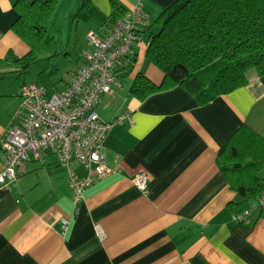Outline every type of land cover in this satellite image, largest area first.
<instances>
[{"label": "crops", "instance_id": "crops-1", "mask_svg": "<svg viewBox=\"0 0 264 264\" xmlns=\"http://www.w3.org/2000/svg\"><path fill=\"white\" fill-rule=\"evenodd\" d=\"M15 1L0 0V140L15 121L24 85L8 80L22 72L6 57L27 52L11 31ZM175 1L119 3L126 13L140 4L152 22ZM80 4L61 0L51 20H63L59 36L68 26V43L55 50L65 59L72 56L63 68L67 72L79 66L87 32L103 33L111 26L108 0H91L85 11ZM73 36L80 37L77 45H70ZM140 37L132 71L95 107L102 121L132 120L112 127L105 138L112 174L88 187L75 207L67 173L55 158L29 159L22 176L0 185V264H264V210L253 209L245 223H234L229 204L239 199L216 163L219 149L241 125L264 137V75L249 70L244 87L203 105L180 87L138 101L129 92L137 73L155 85L162 80L145 58L146 33ZM1 157L0 149V173ZM142 171L148 176L146 194L132 183ZM75 173L85 174L77 167ZM61 220L68 222L64 234Z\"/></svg>", "mask_w": 264, "mask_h": 264}, {"label": "trees", "instance_id": "trees-1", "mask_svg": "<svg viewBox=\"0 0 264 264\" xmlns=\"http://www.w3.org/2000/svg\"><path fill=\"white\" fill-rule=\"evenodd\" d=\"M60 1H15L16 19L11 31L27 52L6 58L22 73L41 61L52 42L47 28ZM108 2V21L112 25L126 11L119 0ZM90 5L91 0H81L80 11ZM143 33L147 35L145 58L162 73V80L155 85L137 73L129 92L138 101L180 87L203 105L244 87L249 70L264 75V0H176L139 34ZM134 63V52L120 61L116 71L120 82ZM216 163L239 199L229 207L239 213L264 189V180L258 177L264 163V137L241 125L219 149Z\"/></svg>", "mask_w": 264, "mask_h": 264}, {"label": "built area", "instance_id": "built-area-1", "mask_svg": "<svg viewBox=\"0 0 264 264\" xmlns=\"http://www.w3.org/2000/svg\"><path fill=\"white\" fill-rule=\"evenodd\" d=\"M150 16L140 4H135L126 15L106 32L88 31L86 48L79 53V66L68 72L51 89L35 83L22 85L20 103L12 122L0 140L2 166L0 185L13 183L26 172L29 159L52 155L67 173V181L75 207L84 191L95 181L112 174L103 153L109 130L124 121L132 125L128 116L102 121L95 107L99 99L119 88L116 74L120 61L130 55L139 41L140 29L149 27ZM75 167L84 170L78 177ZM132 183L143 194L148 191V176L137 173ZM264 210V189L239 213L232 215L234 223H245L251 211ZM64 234L68 222L61 220Z\"/></svg>", "mask_w": 264, "mask_h": 264}, {"label": "rangeland", "instance_id": "rangeland-1", "mask_svg": "<svg viewBox=\"0 0 264 264\" xmlns=\"http://www.w3.org/2000/svg\"><path fill=\"white\" fill-rule=\"evenodd\" d=\"M62 19H57V22L51 21L48 28L47 33L50 37H53V41L48 46V48L44 51V53L41 56V61L38 64H35L30 67V69L27 72L17 74L15 73L13 76L8 77V80L13 79L18 83L21 84H27V83H35L38 84L44 88L51 89L54 87V85H57L59 83V79L61 76H63L66 72L64 71V65L67 67L70 66V63H72V56L67 57L65 59L64 53H56L55 50H61L65 47L66 43H68L67 34H68V26L65 24L61 31V35L59 36V26H63L61 23ZM73 28V29H72ZM69 27L70 30H72V35L75 34L74 27ZM83 34V33H80ZM80 37L73 36L72 39H70V45L79 43ZM56 53V55H55ZM76 54V51L74 52ZM126 81V80H125ZM264 169V163L261 167V169ZM261 172V171H260Z\"/></svg>", "mask_w": 264, "mask_h": 264}]
</instances>
